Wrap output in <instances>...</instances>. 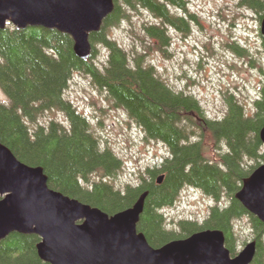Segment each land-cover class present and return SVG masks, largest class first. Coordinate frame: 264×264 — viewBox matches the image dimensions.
<instances>
[{"label":"trees","instance_id":"trees-1","mask_svg":"<svg viewBox=\"0 0 264 264\" xmlns=\"http://www.w3.org/2000/svg\"><path fill=\"white\" fill-rule=\"evenodd\" d=\"M169 5L184 8V0H114V9L103 19L101 28L89 34L92 50L87 59L77 57L72 38L55 29H19L11 24L0 29V88L7 99L0 101V142L21 162L41 166L49 188L108 214L131 206L147 191L136 228L153 247L216 228L224 233L225 247L233 256L235 223L247 217L256 241L250 264H264V223L234 196L243 179L263 160L259 130L264 124V68H260L263 82L251 111L227 94L225 114L212 118L194 95L168 86L152 65L143 64L142 53L127 51L107 33L109 25L125 17L129 9L142 7L159 20L144 25V30L161 49L169 43L166 23L186 28L185 18ZM239 5L258 13L260 19L264 16V0H239ZM95 42L102 43L107 52L106 61L99 64L94 61ZM233 44L241 54L244 49ZM75 72L90 75L143 127L146 138L168 147L158 166L147 167L136 184L116 188L109 183L122 169V160L101 145L88 119L64 97ZM50 110L63 112L66 123L50 119L40 125L38 118ZM206 137L217 152L215 158L205 155ZM159 174L163 179L156 183ZM184 186L200 189L214 203L203 222L179 220L178 230L168 229L161 210L177 200ZM39 240L35 234H8L0 240V264H49L37 255Z\"/></svg>","mask_w":264,"mask_h":264},{"label":"rangeland","instance_id":"rangeland-1","mask_svg":"<svg viewBox=\"0 0 264 264\" xmlns=\"http://www.w3.org/2000/svg\"><path fill=\"white\" fill-rule=\"evenodd\" d=\"M169 6L185 18L186 28L180 30L166 23L169 43L161 49L156 46L158 41L144 30V25L159 20L142 7L129 9L125 17L109 25L107 33L127 51L142 53L143 64L152 65L168 86L194 95L207 116L221 118L225 114L227 94H232L246 110H252L263 82L260 68H264V49L259 14L239 5V0H184V8ZM233 42L244 49L241 54L233 49ZM94 46L97 49L94 61L98 64L106 61L104 45L95 42ZM64 97L88 119L101 145L108 146L122 160V169L108 180L116 188H123L126 183L136 184L140 173L147 167L158 166L168 154V147L161 141L146 138L143 127L128 116L124 107L116 106L90 75L73 73ZM0 101H7L1 88ZM50 119L66 123L65 114L59 110L44 112L38 123L46 125ZM211 144L206 137L205 155L215 158L217 152ZM185 187L171 206L161 210L168 229L178 230L179 220L203 222L214 203L200 189ZM252 238L248 218L237 220L236 252Z\"/></svg>","mask_w":264,"mask_h":264},{"label":"water","instance_id":"water-1","mask_svg":"<svg viewBox=\"0 0 264 264\" xmlns=\"http://www.w3.org/2000/svg\"><path fill=\"white\" fill-rule=\"evenodd\" d=\"M114 0H0V29L8 24L25 29L43 27L68 34L74 54L87 59L89 34L101 28ZM259 31L264 37V16ZM264 147V124L259 130ZM163 174L156 177L160 183ZM147 191L120 211L108 214L47 185L41 166L21 162L0 142V240L12 232L35 234L38 257L49 264H250L254 239L234 256L220 229H202L153 247L137 222ZM235 198L264 223L263 160L245 177Z\"/></svg>","mask_w":264,"mask_h":264},{"label":"flooded vegetation","instance_id":"flooded-vegetation-1","mask_svg":"<svg viewBox=\"0 0 264 264\" xmlns=\"http://www.w3.org/2000/svg\"><path fill=\"white\" fill-rule=\"evenodd\" d=\"M116 106H121V105H116ZM129 116V115H128ZM130 117V116H129ZM131 118V117H130ZM132 119V118H131ZM134 120V119H133ZM135 121V120H134ZM144 134H145V132H144ZM166 145V144H165Z\"/></svg>","mask_w":264,"mask_h":264}]
</instances>
